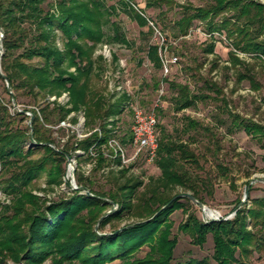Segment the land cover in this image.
<instances>
[{"label":"trees","instance_id":"obj_1","mask_svg":"<svg viewBox=\"0 0 264 264\" xmlns=\"http://www.w3.org/2000/svg\"><path fill=\"white\" fill-rule=\"evenodd\" d=\"M104 2L0 0L3 35L0 81L6 80L10 93L6 87L4 90L10 100L23 104L19 99L30 97L33 106L38 108H22L19 112L13 106L8 109L0 103V190L11 197L10 205L3 206L0 213V264H6L7 260L23 264H43L45 260H49V264H105L114 259H118L119 264H250L254 254L264 252V196L251 200L249 209L245 208V203L237 208L240 204L237 200L233 219L208 223L188 212L186 204L181 202L183 199L188 204V199L176 198L169 202L181 190L205 204L204 199L211 196L215 177L213 171L206 168L208 163L212 162L217 176L228 173L221 155L223 146L218 128L224 127L227 134L241 130L251 137L258 134L264 137V125L232 113L222 87L211 78L200 76L198 66L194 68L196 75L192 76L203 85L196 91L186 83L164 79L171 94L172 112L177 114L211 100L223 106L230 125L225 119L215 118L212 125L182 115L178 125L168 132L159 123L161 110L156 109L158 149L154 164L160 175L146 185L131 178L122 183L117 178L103 192L93 190L90 179L78 177L79 187L72 190L70 197L46 205L28 190L41 172L48 175L50 184H58L64 174L63 166L70 149L59 150L51 137V129L44 126L64 121L69 114L82 113L85 127L100 128V136L96 130L76 147L84 153L90 148L96 150L98 168L106 161L101 149L111 132L105 128V122L122 112L129 97L122 93L110 103L89 86L95 68L101 70L95 65L101 56L93 58L97 45L107 41L127 43L117 24L109 21L114 7L106 8ZM119 2L140 26L147 25V18L140 9H135L129 0ZM163 5L172 6L173 1L148 0L145 7ZM178 7L181 16L173 24L174 36H185L195 20L205 23L208 34L224 35L232 49L249 54L254 60L247 63L230 51L229 66L223 69L233 71L236 84L246 81L252 91L259 92L262 84L257 79V69H260L257 66L264 68V5L254 0H207L203 7L190 4ZM107 25L112 29L111 35L104 30ZM152 33L149 27L146 35ZM57 40L61 42V49L57 47ZM213 47L210 43L203 51L213 54ZM146 55L153 68L161 70L158 47L149 45ZM36 58L39 61L33 62ZM218 67L215 58L209 73ZM71 68L73 72L69 71ZM158 84V80L153 82V90ZM65 92L68 95L66 107L48 101L49 97H59ZM42 99L43 104L38 106ZM262 106L263 98L257 111L264 115ZM26 111L32 114L30 126L14 125L13 116L22 118ZM71 121L75 123L76 118ZM26 142L31 145L25 150ZM37 153L40 156L33 158ZM125 174L123 170L119 177ZM82 190L90 195L79 194ZM112 204L117 210L103 216L104 210ZM176 209L188 212L178 230L189 237L191 244L201 247L207 237H211L210 258L175 261L177 241L171 234L168 215ZM47 216L51 220L48 221ZM99 217L102 218L97 221ZM125 218L134 221L108 233L102 231L107 224L119 223ZM143 247L147 252L137 257L136 253Z\"/></svg>","mask_w":264,"mask_h":264},{"label":"rangeland","instance_id":"obj_2","mask_svg":"<svg viewBox=\"0 0 264 264\" xmlns=\"http://www.w3.org/2000/svg\"><path fill=\"white\" fill-rule=\"evenodd\" d=\"M119 1L127 2L128 0H105L104 7H114V12L109 16L110 23H116L122 33L126 44L115 41H107L97 45L93 53V58L101 56L99 61H96V67L93 75L90 78L89 86L92 90L101 93L110 103L118 99L122 93L128 95L129 99L125 102L124 109L116 117L108 122H105V128L110 130L109 138L113 137L120 143H128L129 125L131 121L132 107L137 105L144 108H150L154 100L157 98V90L162 86L163 94L160 97V102L156 109H160L159 123L165 127L168 132L175 128L182 115L214 125L215 118L227 120V125H230V119L223 112V106L219 102L207 100L197 103V106L192 109L175 114L171 110L169 98L171 96L167 83L164 81L161 70H155L149 62L146 49L149 45L158 47V37L156 31L161 36L167 39L168 52L178 57L176 65L172 66V72L167 78L169 80L186 83L189 87L196 91L203 83L193 79L192 75H196L194 68L198 66L197 71L200 76L206 79H212L222 87L225 99L229 102L228 108L232 113L237 114L241 118H251L261 125H264V115L257 111V107L264 99V68L260 65L257 79L262 84V89L259 92L252 91L246 81L236 84L234 82L233 71H225L224 66H229L228 55L232 51L240 60L247 63H252L251 55L244 54L232 49L230 41L224 35L217 33L208 34L205 23L199 20L193 21L188 33L185 36H174V22L180 18L181 10L179 5L190 4L194 7H203L207 4V0H172L173 5H163L160 7H145L148 0H129L135 9H140L143 15L147 18V25L140 26L137 21L123 10ZM264 5V0H254ZM151 28L152 35H146L148 28ZM107 35L112 34L110 25L104 27ZM109 40V38H107ZM213 43V54H206L203 50L207 45ZM57 47L61 49V42L57 40ZM116 58L114 60L113 58ZM217 58L219 67L209 73V67L213 59ZM39 59H34L33 62H38ZM70 72L74 68L69 69ZM1 72V70H0ZM98 74V75H95ZM226 76L227 78H224ZM159 81L156 90H153V82ZM122 88L118 92V87ZM5 81H0V103L2 102L8 109L14 108L21 111L22 108L27 110L31 108L38 109L33 106L32 99H19L23 104L14 105L12 99L5 92ZM7 88V87H6ZM204 93L207 91L204 90ZM212 95V94H211ZM46 100V99H45ZM49 102H56L61 106L68 103L67 93H62L59 97L51 96ZM44 99L38 102V106L42 105ZM264 106L261 107V111ZM12 111V110H11ZM30 113L29 111H26ZM24 117L17 118L13 116L14 125L25 127L28 122V115L24 113ZM75 117L76 122L73 123L71 118ZM56 120V118H54ZM44 127L51 129V137L55 140V146L59 149H70V162L64 164V174L61 176L58 184L48 183L49 177L45 172H41L29 184L28 190L39 198L40 202L49 204L58 199H66L72 195V190H76L78 186L77 178L90 179L93 182V190L107 191L115 179L124 182L126 179L138 180L142 185H146L152 178L160 175L159 169L155 166L154 161L148 162L143 157L138 156L133 160H129L124 164L118 163V160L106 157L103 165L97 167L98 152L92 148L84 153L76 147V144L81 140L86 139L90 134L97 130L100 136V128H87L84 125V117L82 113L69 114L64 121L56 124L54 121L50 125ZM114 129L115 132H114ZM159 131V130H158ZM221 137L223 150L221 151L223 163L229 169L225 176H217L216 168L211 163L206 165L207 169L213 171L212 192L211 196L204 199L205 207L212 215L206 213V219L216 218L233 219L235 216L236 201L242 202L237 206L239 208L245 203V208L249 209L251 200L264 196V181L253 182L250 191L247 190V184L253 179H264V137L259 135L251 137L241 130L233 131L232 134H227L224 127L218 128ZM108 138V139H109ZM107 139V140H108ZM31 145L26 142L24 149L26 150ZM104 148V152H105ZM128 157H131V150L128 148ZM107 152V151H106ZM40 156L35 154L33 158ZM126 170L124 177H119L121 171ZM1 175V169H0ZM85 182V181H84ZM142 189V187L140 188ZM84 190L79 194H84ZM88 192V191H87ZM178 194L183 193L178 190ZM181 202L186 204L188 212H193L195 216L202 220V211L193 203H186L181 199ZM11 197L0 190V213L3 206L10 205ZM117 210V206L104 210V215L111 214ZM188 212L182 209H176L168 215L171 221V234L176 238V246L174 249L175 261H185L187 259H202L210 258L213 252V243L210 236L207 237L203 246L198 247L191 244L189 237L178 230L179 225L187 219ZM102 218V217H101ZM100 217L97 219L100 220ZM47 220H51L47 216ZM133 218H125L112 224H107L102 231L108 233L113 228H118L129 222H133ZM207 222V223H208ZM204 223V222H203ZM96 224L93 226L96 228ZM147 252V248L143 247L136 253L137 257H143ZM6 264H23L21 261L13 263L12 261ZM43 264H49V260H45ZM78 264V263H74ZM105 264H119L118 259H114ZM250 264H264V252L262 254H254Z\"/></svg>","mask_w":264,"mask_h":264},{"label":"built area","instance_id":"obj_3","mask_svg":"<svg viewBox=\"0 0 264 264\" xmlns=\"http://www.w3.org/2000/svg\"><path fill=\"white\" fill-rule=\"evenodd\" d=\"M156 34L158 37V55L161 62V73L163 77L167 78L171 73L172 66L177 64L178 57L168 52L167 39L157 31ZM121 91L122 88L119 86L118 92ZM163 92V87L161 86L157 90V98L150 108L137 105L132 107L127 145L120 143L119 140L117 141L113 137L109 138L101 149V152L103 151L106 157L116 159L120 164H124L138 156L143 157L148 162L154 161L158 149L156 108ZM110 120L108 119V122H111ZM104 148L106 149L105 152ZM128 148L131 150V157H128Z\"/></svg>","mask_w":264,"mask_h":264},{"label":"water","instance_id":"obj_4","mask_svg":"<svg viewBox=\"0 0 264 264\" xmlns=\"http://www.w3.org/2000/svg\"><path fill=\"white\" fill-rule=\"evenodd\" d=\"M2 32H1V30H0V57H1V54H2V50H1V38H2ZM0 74H1V72H0ZM5 81V84H6V87H7V89H8V92L10 93V90H9V87H8V84H7V82H6V80H4ZM12 102H13V100H12ZM13 105H14V102H13ZM15 110H17V111H19L18 109H16L15 108ZM20 112V111H19ZM24 113H26L27 115H28V122H27V125L28 126H30V122H31V120H32V114L31 113H28V112H24ZM32 131V129L30 128V132ZM31 134V133H30ZM70 157H67L66 158V162L67 163H69L70 162ZM262 181H264V179H261V178H258V179H253V180H251V181H249L248 182V184H247V190L249 189V187H250V185L253 183V182H262ZM86 193L88 194V195H90V193H88L87 191H86ZM176 198H186V199H188L191 203H193L194 205H196L201 211H202V220H203V222L204 223H207L208 222V220L206 219V213H208V215L209 216H211L212 214L209 212V211H207V209H206V207H205V205L202 203V202H200V201H198L197 199H195L192 195H190L189 193H180V194H177V195H175L169 202H171L172 200H174V199H176ZM242 202H240V204H241ZM239 204V205H240ZM115 207V205L114 204H112V209ZM166 207V205L165 206H163V207H161L160 208V210H162V209H164ZM218 219H216V218H212V219H210L209 221H217ZM221 220H225V219H221Z\"/></svg>","mask_w":264,"mask_h":264}]
</instances>
